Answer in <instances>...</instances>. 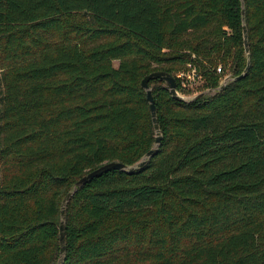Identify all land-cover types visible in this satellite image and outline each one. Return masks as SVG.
<instances>
[{
    "label": "trees",
    "instance_id": "16d2710c",
    "mask_svg": "<svg viewBox=\"0 0 264 264\" xmlns=\"http://www.w3.org/2000/svg\"><path fill=\"white\" fill-rule=\"evenodd\" d=\"M246 74L184 102L149 80L162 132L144 167L66 206L63 264H264V0H243ZM239 0H0V264H55L63 196L138 162L154 130L141 79L181 94L246 65ZM194 55L193 58L191 56ZM190 62L201 87L175 71Z\"/></svg>",
    "mask_w": 264,
    "mask_h": 264
},
{
    "label": "water",
    "instance_id": "95a60500",
    "mask_svg": "<svg viewBox=\"0 0 264 264\" xmlns=\"http://www.w3.org/2000/svg\"><path fill=\"white\" fill-rule=\"evenodd\" d=\"M241 3V35H242V45H243V50H244V55L246 57V65L243 69V71L238 75V76H232L230 74L226 75L223 77V79L219 82L218 86L215 88H208L205 89L201 92L196 93L195 95L192 96H185L184 94H181L178 89H177V82L176 78L162 70L158 71H152L148 74H146L140 81V87L144 90L145 93V98L149 106V112H150V117H151V122H152V127L154 130V142L153 146L141 157V159L136 162L135 164L132 165H126L120 161H110V162H105L95 169L89 171L82 177H80L72 186L71 190H69L62 198L61 203H60V208H59V224H58V243H59V251H58V257L55 262V264H63L64 259H65V253H66V235H65V227H66V206L69 201V199L80 189L82 188L85 184L89 183L91 180L94 178H97L101 176L102 174L113 171V170H118V171H126L128 173H131L135 171L136 169H140L144 167V165L147 163L149 158H151L156 152L158 151V147L161 144L162 140V132L160 129V126L158 124L157 120V109L155 105V100L152 95L151 88L149 86V80L151 79H160L164 82L166 88L168 89L170 95L172 98L181 100L184 102H189L193 101L196 99H199L203 97L206 94L212 93L214 91H220L222 90L225 85L236 79L242 78L249 67V42H248V33H247V27L245 23V9H244V2L243 0H239Z\"/></svg>",
    "mask_w": 264,
    "mask_h": 264
},
{
    "label": "rangeland",
    "instance_id": "374dc122",
    "mask_svg": "<svg viewBox=\"0 0 264 264\" xmlns=\"http://www.w3.org/2000/svg\"><path fill=\"white\" fill-rule=\"evenodd\" d=\"M194 55L191 56L193 58ZM217 73L220 74L219 81L223 79L227 75V71H223L218 67ZM175 74L182 81V85H186L188 88L193 89L201 87L203 81L202 70L197 68L195 64H191L190 62L183 63L179 66V68L175 71ZM196 94V93H195ZM194 93H190L185 96L195 95Z\"/></svg>",
    "mask_w": 264,
    "mask_h": 264
}]
</instances>
